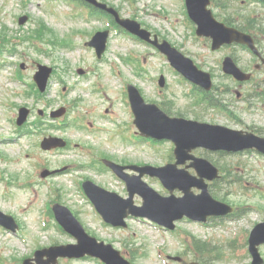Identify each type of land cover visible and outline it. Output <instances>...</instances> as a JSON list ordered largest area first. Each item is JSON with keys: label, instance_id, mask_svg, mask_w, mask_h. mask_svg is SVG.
Instances as JSON below:
<instances>
[{"label": "rangeland", "instance_id": "obj_1", "mask_svg": "<svg viewBox=\"0 0 264 264\" xmlns=\"http://www.w3.org/2000/svg\"><path fill=\"white\" fill-rule=\"evenodd\" d=\"M49 1L50 0H0V33L5 31L7 37L10 38V41L5 42L6 46L3 48L2 56H0V122L4 123V127L0 128V152L3 153L2 155L8 157L6 163L0 162V165H2L1 167L6 166L4 169L5 172L0 173V209L16 215L25 223L26 228L23 234L20 235L34 237V239H38L39 243L46 245L52 244V242H57L58 244L75 242L71 236L65 235L62 232H57L55 226L52 225L44 228L41 225V208L43 209L45 206L43 200L46 194L49 193V189L44 190L46 186H44V189L42 188V194H37V196H35L34 193V186H29L17 193L13 191V187H10L11 190L8 191L5 186V180L10 178L7 171L12 170L13 164H11V161L15 156H19V158L22 159L21 165H16L18 168L17 172L19 173L24 172L27 165L28 169L26 171L30 170L33 173L37 172L39 175L43 169L41 167L47 164L53 167H63V165H66V170H68L67 173L57 177V182L55 183L63 185V200H65L67 204L75 207L76 210L78 207V209H81L78 213L80 219H83L81 220L87 224L88 229L95 236L113 242L118 249L124 252L128 259H133L135 264H165L163 260L158 258V246L164 248L162 251L166 256H168L169 253L171 256L182 257L181 262L169 260L168 264H186V261L196 258H200L205 262H208L207 260L212 261V259L204 257L196 250L193 243L194 237L202 241H206L210 237L222 240V259L212 261V264H249L251 259L247 254V247L243 248L247 241L245 230L248 228V232L254 223L264 220V196L262 194H257V191H255V187L258 183L264 184V157L259 156V154L250 151L236 155L219 156L217 154L218 152H211L205 149L195 150L194 153L196 155L210 159L219 167L227 165L231 171L225 185L222 186V178L213 182L215 183L211 186L213 194L215 196L217 195L216 197L225 198L236 206L239 203H244V205L240 204L241 207H246L248 204L250 205L244 210L238 209L232 217L217 221L218 223L221 222L223 227L216 226L213 222L203 225L185 219L178 223V232L172 233V231L161 230L150 223H146L140 218L130 219L129 225L125 229H113L111 227L102 226L91 211V205L86 199L78 196L79 192L77 191V187L75 189L71 181V179L75 178L77 175L73 167V162L82 161L87 163L90 159L87 153L72 148L66 152L57 150L49 154L42 153L39 147L34 143L40 137L38 134L32 138L20 137L18 140L20 143H13V140L17 139L14 131V124L9 122L10 120L8 117H10V112L6 113L7 117L5 116V111H9L10 108L5 107L4 103H9L11 101V108L20 104L28 105L33 109L50 108V105L56 106L58 103L59 105L63 103L71 107L70 113H68L65 118V123L67 125L63 128V131L61 130L62 135L65 137L71 136V139L80 142L83 136H87L88 140L83 138V141L90 142L89 144L91 145L95 144L96 147L102 145L101 148L104 153H108L118 160L125 158L133 161L144 160L152 164H164L166 160L164 155L168 156L170 153V150L164 146L165 143L147 141L155 150L162 151L163 155L162 153L151 150L146 144L124 145V143L118 142L117 139H113L116 133L119 137H122V139H120L123 142H143L134 131L133 119H122L119 129L116 132L114 130L116 127L115 121H113L114 123H108L107 129L103 128L106 130L105 132L94 131L92 135H86L84 130L74 127L73 124L84 125L89 121H97L100 117L104 116L103 112L96 111L95 108L101 109L104 107L102 105L107 100L103 97L105 94L109 97L106 103V107L109 106L110 110L108 115L109 120L114 116L113 106L115 107L116 114H118V105L120 113L129 111L127 107L128 96L125 94L126 90L123 91L121 89L122 82L120 78L118 80L116 79L117 83L114 84V76L108 77V73L111 72V61L116 62L118 66H122V77L125 79L126 84L129 82L126 80H131V83L138 84L142 88L143 94L145 93L148 97H151V95L154 96V94L160 97L157 92L154 91L152 79L156 77L157 69L161 65L163 59L154 53L148 54V49H145L142 44L137 43L128 36L113 34L109 50L104 58L98 61L99 70L96 69V67H92L96 65L97 60L95 51L91 48H88V50L83 48H85L86 41L95 32L93 28H105V21L103 19L96 21L93 17L87 20L83 15H72V13L76 12L78 9H74L68 1L64 3L61 0H55L53 2L56 3V5H53V2L50 3ZM111 1L117 4H115L116 7L121 6V12L125 16H135L138 20L146 22L151 27H155L156 19L154 17L158 16L147 15L142 10L137 11L138 8L142 9L146 4L149 8L154 5L158 7L161 12L169 13V15H167L169 17L168 29L173 41L181 45L183 50L197 61L202 60L206 66H212L216 72L218 71L216 65L220 54L209 53L204 41L196 42L197 39L183 24L185 16L181 2L177 3L175 0H152V2L149 0ZM216 11L218 15H227L229 13L222 12L219 8ZM24 14L29 16L30 21L25 23V25H20L19 17ZM41 20L52 29L56 38L73 40L74 45L71 47H63L60 44L56 46L52 45L48 38H54V35L50 32L46 34V40L44 41L37 39L23 40V37L30 34L34 27H38ZM159 24L167 28L165 22H159ZM187 33H190V35ZM84 34L86 35L84 36ZM12 47L16 48V52L11 53L9 51ZM39 47L44 50H39ZM130 55H133V57L139 59L141 62L143 61L146 72H137L134 63L128 62L125 58ZM4 58H6L7 61H4ZM34 61L56 66L58 69V72L52 78L53 82L49 91H47L46 95L42 98H37L34 95L27 96L25 93V90L29 89V83L33 81V72L37 70ZM133 61L136 62V60ZM140 61L137 60L139 66H141ZM21 63L25 64V68L22 70H20L19 67ZM4 64L9 65L6 66ZM164 65H166V63H164ZM79 67L85 70L83 75H79L76 72V69ZM18 72H21L24 84L16 80V78H18ZM95 73L101 74L99 84H101V87H103L105 91H98L97 83H95L94 79ZM6 78H11L12 80L11 84L8 86L3 83ZM60 78H62V80ZM222 81L224 80L222 79ZM5 94L6 96H4ZM7 96H10V100ZM5 98L6 101L3 103ZM117 98L119 100H117ZM182 99L183 102L180 100V103H178L180 108L185 109L190 107V104L186 102L188 99L186 97H182ZM87 110L89 113H87ZM79 111L82 112L76 117ZM204 116L207 119L208 117H213L219 122H222V120L232 121L228 118L224 119L221 114L209 115L205 113ZM238 118L252 125L264 124L263 116L261 118L255 115L242 114L238 115ZM104 123H106L105 120L102 124ZM120 131H123V134H121ZM25 149L33 152L28 158H25ZM96 154L95 151L94 155ZM101 168V165H99L97 170ZM191 171L194 172L193 169H191ZM10 175L15 177L16 183H18V181L23 183V178L26 177V175L20 176L16 172H12ZM86 175L93 177L98 184L108 189L123 191L122 184L115 181L109 173L104 172L100 174L98 172H91ZM147 180L153 182V185L157 189H161L156 181ZM247 184L248 187L246 190H242L241 188ZM163 193H165V191H163ZM176 194H179V192L176 191ZM255 204H258V206H255ZM47 218L50 217L47 216ZM222 228L224 232H222ZM241 229L244 232H240V234L236 236V239L233 240L234 243L237 244L236 248L235 245L229 241L234 237L233 233L241 231ZM210 240H212V238ZM27 241L29 242L30 240ZM38 242L34 240V248L38 246ZM28 245L29 243H23L19 240L18 236L13 235L11 232L0 231V251L4 254H11L15 246L16 249L19 250V254L25 251L28 252ZM26 246H28L27 249H24ZM132 251L136 253L133 255ZM262 251L264 253V247ZM14 264H20V262L15 261ZM63 264H97V262L94 259H85L70 263L65 262Z\"/></svg>", "mask_w": 264, "mask_h": 264}, {"label": "water", "instance_id": "obj_2", "mask_svg": "<svg viewBox=\"0 0 264 264\" xmlns=\"http://www.w3.org/2000/svg\"><path fill=\"white\" fill-rule=\"evenodd\" d=\"M182 132H166L164 134H161L160 136H169L174 138L178 145L180 146V157L181 161H184L187 157L192 158L191 156L184 155V149H191L197 145L204 144L206 146H209L214 149L218 148H226V149H240L244 147H250L253 146V139L249 136H244L240 132H234L227 129H222L219 127H200L195 124H186L182 127ZM156 136H159V134H156ZM159 136V137H160ZM201 160H196L195 165L201 163ZM159 171V170H158ZM171 172L170 169H163V176L167 173ZM178 179L181 180V176L184 173L183 171H178ZM165 179L167 183H170L167 176H165ZM171 184V183H170ZM188 192V187L186 188ZM115 196L112 197L113 200H115ZM203 198V197H200ZM187 199H196L192 197L190 194H188ZM169 202V201H168ZM166 201L160 200L156 202V206L158 209L149 212L150 215H152L154 219L167 224L172 225V222L176 218H180L183 216V214H188L194 218L204 219L206 217V212L202 208V206L199 205H193V206H181L177 205L174 202L168 203ZM116 202L110 201L105 202L104 205H102L100 208L103 212H110L111 208L115 205ZM170 204V205H169ZM171 205L174 206V208H171ZM121 208V207H120ZM149 205L146 207L145 210H148ZM171 209V211H169ZM64 255H76V254H82L84 250L86 249V245L83 247L80 246H67L64 247ZM58 251H56L57 253ZM54 253V254H56Z\"/></svg>", "mask_w": 264, "mask_h": 264}, {"label": "flooded vegetation", "instance_id": "obj_3", "mask_svg": "<svg viewBox=\"0 0 264 264\" xmlns=\"http://www.w3.org/2000/svg\"><path fill=\"white\" fill-rule=\"evenodd\" d=\"M250 31L252 32V35L255 39V42L259 49H263V43H264V36L262 32H264V28H258L256 26H253L250 28Z\"/></svg>", "mask_w": 264, "mask_h": 264}]
</instances>
